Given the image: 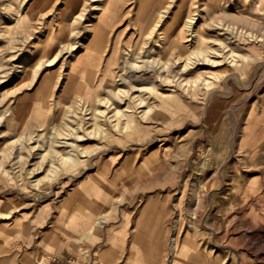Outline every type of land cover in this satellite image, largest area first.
Returning <instances> with one entry per match:
<instances>
[{
    "label": "rangeland",
    "instance_id": "obj_1",
    "mask_svg": "<svg viewBox=\"0 0 264 264\" xmlns=\"http://www.w3.org/2000/svg\"><path fill=\"white\" fill-rule=\"evenodd\" d=\"M222 3L0 0V264H264V40L187 58Z\"/></svg>",
    "mask_w": 264,
    "mask_h": 264
},
{
    "label": "bare ground",
    "instance_id": "obj_2",
    "mask_svg": "<svg viewBox=\"0 0 264 264\" xmlns=\"http://www.w3.org/2000/svg\"><path fill=\"white\" fill-rule=\"evenodd\" d=\"M218 1L223 2L222 3L223 8L221 10H218V12H219L218 16L221 15L224 17L222 19L218 20V19H216L215 11L211 12V16L213 18V23L209 26V28H211V30L214 32L216 37H213L211 39V41H209L210 45L207 46L206 44H204L203 39H201V37H200L201 34L197 31L192 30L189 34V37H191V38L187 39V41H191L192 45L195 46V44H197V46L195 49L189 50L187 52L188 61L192 60L194 58V59H196V60H194L195 62L196 61L201 62V60H203V59H201L199 57L203 56L202 58H205L207 60L211 59V61H213L215 63L216 62V56L222 54L225 59L227 57H230L231 58L230 62H232L234 64L235 60L238 59L234 56L239 55V54L234 53L236 50V47L248 46V48H249V44L252 41H255V40H262L263 41L264 40L263 36L255 33L252 30V28L250 27L252 25H258L259 21L256 20L254 18V16H252L251 13L248 12L249 7L244 6L243 3L241 2V0H237V2H235V3H231L232 0H218ZM249 1H251V3H253L254 5L260 6L261 7V8H259V9H261L260 11L264 10V0H249ZM18 16H19V14H18ZM186 17H187V15H186ZM192 18L193 17H189L188 20H186V22H185L186 26L189 28V31L191 30L190 28L192 26V21L194 19V18L193 19ZM255 21H257V22H255ZM15 22L16 21H14V23ZM259 23H261V21ZM11 25L9 24V26H11ZM241 54H244V53H241ZM150 59H149L150 60L149 63H150V65L153 64L152 65V68H153L154 64L157 62V59L156 58H150ZM158 63H160L161 66L163 67V69H165L166 66L162 65L164 63L163 60H160ZM139 65H141V64H139ZM146 65L147 64H144L143 66L141 65L137 68H138V70H144V69H146V68H144ZM135 66H137V64H135ZM133 67H134V65H133ZM121 75L122 74H119L118 76L120 77ZM237 75H238V73H237ZM237 75H235V76H237ZM120 80H122L121 84H123L125 82V78L123 76L120 77ZM1 82H3V80L1 81V79H0V83ZM117 83H118V81H117ZM122 91L123 90H120V89L118 90L119 93ZM160 94L163 95V93H160ZM103 101L104 100L99 99V103H102ZM118 111H119V109H118ZM9 112H10V109L5 110L2 113V115L0 117V123L2 122L3 118L6 117V115ZM90 114H91V116L89 118H91V117L93 118V116L95 115V110H92L90 112ZM77 124H78L77 126H75V124L73 126L71 125L72 130L75 129V131H76V130L80 129L81 123H77ZM75 131H74V133H76ZM59 134H61L60 131L57 133L54 132V134H53L54 135L53 141L56 145L61 143V141L58 138ZM18 139L21 141L24 138H22V136H21ZM37 141L39 142V138L37 139ZM53 148H54L53 149L54 153H60L61 154V156H60L61 162L75 160L74 154H72V153L64 154V153H61V151H59L57 148H55V147H53ZM20 158H21V156H20ZM54 164H55V162H52V165H54Z\"/></svg>",
    "mask_w": 264,
    "mask_h": 264
},
{
    "label": "crops",
    "instance_id": "obj_3",
    "mask_svg": "<svg viewBox=\"0 0 264 264\" xmlns=\"http://www.w3.org/2000/svg\"><path fill=\"white\" fill-rule=\"evenodd\" d=\"M101 264V263H100ZM106 264V263H105Z\"/></svg>",
    "mask_w": 264,
    "mask_h": 264
}]
</instances>
